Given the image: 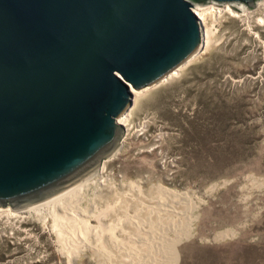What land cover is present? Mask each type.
<instances>
[{"label":"rangeland","instance_id":"obj_1","mask_svg":"<svg viewBox=\"0 0 264 264\" xmlns=\"http://www.w3.org/2000/svg\"><path fill=\"white\" fill-rule=\"evenodd\" d=\"M193 4L245 14H208L209 48L131 100L122 147L78 205L97 213L134 196L181 200L185 232L167 244L170 264H264V0ZM51 223L47 210L0 205V264H98L83 247L62 252L81 237L64 236L60 222L58 240Z\"/></svg>","mask_w":264,"mask_h":264},{"label":"water","instance_id":"obj_2","mask_svg":"<svg viewBox=\"0 0 264 264\" xmlns=\"http://www.w3.org/2000/svg\"><path fill=\"white\" fill-rule=\"evenodd\" d=\"M193 6L0 0L1 206L44 205L122 147L116 120L131 105L130 85L155 84L201 46Z\"/></svg>","mask_w":264,"mask_h":264},{"label":"bare ground","instance_id":"obj_3","mask_svg":"<svg viewBox=\"0 0 264 264\" xmlns=\"http://www.w3.org/2000/svg\"><path fill=\"white\" fill-rule=\"evenodd\" d=\"M231 6L236 11L230 9L229 6L226 5L221 8L213 5L193 8L195 15L200 19L202 27L201 46L197 48L194 55L186 59L177 68L171 70L155 84L141 89H135L130 85L133 101L151 87L177 75L180 70L195 60L202 51L209 48L212 28L207 23L208 14L215 16V14H220L221 11H227L237 16L245 14L241 13L244 12L242 5ZM131 110L132 108H128L125 113L117 117L116 121L126 127L129 116L131 115ZM105 162L106 160L103 161L101 167L99 166L100 168H98L92 176L72 188L64 195L44 205L23 211H33L39 214L42 213L43 210H47L51 215V230L56 234L58 240L61 239L62 236L61 224L66 231L64 236L69 234L75 237L74 239H76L77 235L81 237V241L77 239L75 240L77 241V247L72 248L73 246H70L68 249L63 246L61 248L62 252H66L69 257L71 255L74 256L76 252H79L80 248L83 247V249H87L93 255L98 264H170V253L167 244L169 241L175 240L185 232L182 220L186 212L184 211L185 208L182 206L184 202L181 200L168 199L166 201L165 197L164 201L160 200V197L162 196L159 197L160 199L157 198L156 200V196L153 195L155 200L149 199V203L141 202L142 200L139 202V197L136 193L135 195L138 199L137 197L134 198L135 196L128 197L129 201H125V204H116L113 206H110L109 204L105 206V210H98L99 212L97 213L94 212V210L79 207L78 201L82 198L84 191L89 189L92 185L99 184L100 181L97 178L100 177ZM133 187L135 188V186ZM160 190L162 189L160 188ZM168 192L169 191L166 193ZM174 196H176V194ZM5 210L11 212L8 208H5ZM162 221H164V223L166 222V224H161L162 226H159V223H162ZM60 222L61 224L59 225ZM123 243L127 244L128 248H125L127 251L122 250ZM128 244H130V246Z\"/></svg>","mask_w":264,"mask_h":264},{"label":"trees","instance_id":"obj_4","mask_svg":"<svg viewBox=\"0 0 264 264\" xmlns=\"http://www.w3.org/2000/svg\"><path fill=\"white\" fill-rule=\"evenodd\" d=\"M191 2H195V3H200V2H204L203 0H190ZM218 103L219 104H222L223 103V101L221 100V99H218Z\"/></svg>","mask_w":264,"mask_h":264},{"label":"built area","instance_id":"obj_5","mask_svg":"<svg viewBox=\"0 0 264 264\" xmlns=\"http://www.w3.org/2000/svg\"><path fill=\"white\" fill-rule=\"evenodd\" d=\"M192 10H193V8H192ZM194 11V10H193ZM195 13V12H194ZM198 18V17H197ZM199 19V18H198ZM199 21H200V19H199Z\"/></svg>","mask_w":264,"mask_h":264}]
</instances>
